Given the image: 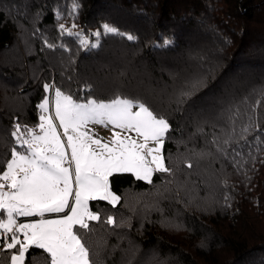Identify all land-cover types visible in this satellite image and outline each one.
Instances as JSON below:
<instances>
[{
  "label": "trees",
  "instance_id": "1",
  "mask_svg": "<svg viewBox=\"0 0 264 264\" xmlns=\"http://www.w3.org/2000/svg\"><path fill=\"white\" fill-rule=\"evenodd\" d=\"M73 22L92 43L103 24L125 35L81 48L59 31ZM46 83L80 100L87 86L97 99L143 102L171 125L172 174L115 173L120 202L93 204L116 221L81 232L93 264H264V100L260 131L242 132L264 90V0H0V167L14 125L38 124ZM40 251L30 264H48Z\"/></svg>",
  "mask_w": 264,
  "mask_h": 264
},
{
  "label": "snow or ice",
  "instance_id": "2",
  "mask_svg": "<svg viewBox=\"0 0 264 264\" xmlns=\"http://www.w3.org/2000/svg\"><path fill=\"white\" fill-rule=\"evenodd\" d=\"M76 8L74 4L70 17ZM77 27L75 22L70 28L61 23L59 31L79 40L81 48L98 47L102 34L125 35L103 24L102 31L92 33L96 38L92 43L82 32L74 31ZM126 38L136 39L131 34ZM45 44L56 47L47 41ZM197 84L182 91L181 99L190 96ZM43 87L46 95L37 106L39 123L34 127L19 122L14 125L11 137L15 146L0 167V253L9 254V264H30L32 249L41 250L38 254L46 255L48 264H93L81 232L93 230L90 222L116 225V221L112 215L102 218L100 212L92 211L89 201H106L113 207L120 202L121 197L110 188L113 173H133L148 183H152L154 172L172 174L162 154L171 125L143 102L119 95L97 99L87 86L88 94L81 101L55 84ZM261 100L264 90L252 108L244 134H250L253 125L260 131L254 114ZM238 116L237 111L230 117L233 123ZM94 125L110 128L111 136L99 137ZM241 138L246 139V135ZM217 150L224 151L219 146ZM46 214L56 218H46ZM28 217L39 219L20 221Z\"/></svg>",
  "mask_w": 264,
  "mask_h": 264
},
{
  "label": "rangeland",
  "instance_id": "3",
  "mask_svg": "<svg viewBox=\"0 0 264 264\" xmlns=\"http://www.w3.org/2000/svg\"><path fill=\"white\" fill-rule=\"evenodd\" d=\"M81 101H83V100H81ZM40 110V109H39ZM135 110V109H134ZM41 114V112H39V115ZM38 123H39V121H38ZM93 128H94V130H95V133L99 136V137H103V138H105V139H107V138H109L110 136H111V130H110V128H105V127H103V126H101V125H94V126H92ZM132 135L134 136L135 134L134 133H132ZM150 146H154V145H151L150 144ZM162 154L164 155V146H163V149H162ZM154 167V166H153ZM124 173H129V172H124ZM156 172H154L153 173V175H152V179H153V176H154V174H155ZM113 174H115V173H113ZM112 174V175H113ZM131 174H133V173H131ZM134 175V174H133ZM135 176V175H134ZM136 177V176H135ZM109 182H110V177H109ZM110 188H111V182H110ZM111 191H113L112 190V188H111ZM115 193V192H114ZM95 202H99V201H89V207H90V209L92 210V211H95L94 210V208H93V204L95 203ZM62 215V214H61ZM46 218H56L55 217V215H48V214H46ZM34 219H39V217H28V218H20V221L21 222H29V221H31V220H34Z\"/></svg>",
  "mask_w": 264,
  "mask_h": 264
},
{
  "label": "built area",
  "instance_id": "4",
  "mask_svg": "<svg viewBox=\"0 0 264 264\" xmlns=\"http://www.w3.org/2000/svg\"><path fill=\"white\" fill-rule=\"evenodd\" d=\"M2 253H0V257H1Z\"/></svg>",
  "mask_w": 264,
  "mask_h": 264
}]
</instances>
